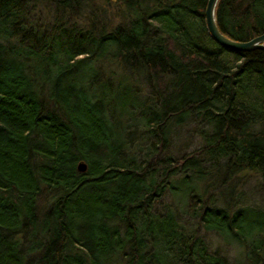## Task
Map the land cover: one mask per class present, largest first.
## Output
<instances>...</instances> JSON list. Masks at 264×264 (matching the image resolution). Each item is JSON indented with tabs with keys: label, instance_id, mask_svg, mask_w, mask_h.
I'll use <instances>...</instances> for the list:
<instances>
[{
	"label": "trees",
	"instance_id": "trees-1",
	"mask_svg": "<svg viewBox=\"0 0 264 264\" xmlns=\"http://www.w3.org/2000/svg\"><path fill=\"white\" fill-rule=\"evenodd\" d=\"M207 3L0 0V264H239L202 230L264 264V210L234 196L249 174L264 192V50L219 46ZM216 16L264 35V0Z\"/></svg>",
	"mask_w": 264,
	"mask_h": 264
},
{
	"label": "rangeland",
	"instance_id": "rangeland-1",
	"mask_svg": "<svg viewBox=\"0 0 264 264\" xmlns=\"http://www.w3.org/2000/svg\"><path fill=\"white\" fill-rule=\"evenodd\" d=\"M103 3H101L100 5H102ZM109 65H113V64H109ZM144 83V88L146 85L145 80L143 81ZM185 127V126H184ZM183 127V128H184ZM200 129L197 128L195 125L190 124L187 125L181 132H180V136L178 138V141L176 142L175 145H177V148H181L182 150L177 153H179V156H182L186 153H190L193 150H195L196 148H198V146L201 144V139H200ZM249 174V173H248ZM244 179V183L243 185V189L240 188L239 190L237 189L236 191H234V196H235V200L237 199V196L240 197L241 195H243L242 198H244V200H246V202H253L256 199H261L263 200V204H264V192H262L261 189V185L262 183L260 182V179H258V177L253 176L252 174H249L248 176H240V178ZM241 182V180H240ZM236 185V183H233V185H228L227 188H230L229 190H234L238 187L234 186ZM241 192V193H240ZM226 195H231V192L226 190L225 191ZM234 201V200H232ZM236 208V207H235ZM183 217L186 219V215L183 214ZM206 239L208 241V244L210 246V249L212 251H217L220 252L221 254H225L228 256L229 259H231L233 262H244V256L243 254H241L237 249V246H233L231 244H227L226 242L223 241L222 238H220L219 236L212 235H206Z\"/></svg>",
	"mask_w": 264,
	"mask_h": 264
},
{
	"label": "water",
	"instance_id": "water-1",
	"mask_svg": "<svg viewBox=\"0 0 264 264\" xmlns=\"http://www.w3.org/2000/svg\"><path fill=\"white\" fill-rule=\"evenodd\" d=\"M219 1L209 0L205 11L207 30L212 39L219 46L231 52L245 53L264 50V35L249 42H239L228 38L221 32L216 19V9ZM84 168H81V170H85Z\"/></svg>",
	"mask_w": 264,
	"mask_h": 264
},
{
	"label": "bare ground",
	"instance_id": "bare-ground-1",
	"mask_svg": "<svg viewBox=\"0 0 264 264\" xmlns=\"http://www.w3.org/2000/svg\"><path fill=\"white\" fill-rule=\"evenodd\" d=\"M209 1V0H208ZM219 4V3H218ZM98 6V8L100 9V12L102 13V14H104V15H109V16H111V15H116V14H120V15H122V12L121 11H119V10H117V8H116V6L114 5V7H115V9H114V7L112 6V7H110V5L108 6V5H97ZM218 7V6H217ZM123 10H124V8H122ZM206 11V10H205ZM216 11H217V9H216ZM216 19H217V16H216ZM263 36V35H262ZM260 37V36H259ZM258 38V37H257ZM254 39H256V38H254ZM254 39H252V40H254ZM252 40H250V41H252ZM235 41V40H234ZM240 42V41H239ZM249 42V41H248ZM83 167H85L84 169L85 170H81V168H83ZM77 170H78V172L79 173H85L87 170H88V166H87V164H86V162H84V161H79L78 162V165H77ZM245 201V204L243 205V210L244 211H247L248 213H249V215L250 216H248V217H252V218H254L253 216L255 215H260V214H258V213H262V211L264 210V204H263V200H261V199H256L255 201H253V202H246V200H244ZM243 202V201H242ZM209 234H212V235H215V233H207L205 230H202V233H201V235H202V237L203 238H206V235H209ZM239 264H244V262H242V261H240V262H238Z\"/></svg>",
	"mask_w": 264,
	"mask_h": 264
}]
</instances>
